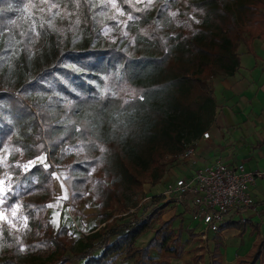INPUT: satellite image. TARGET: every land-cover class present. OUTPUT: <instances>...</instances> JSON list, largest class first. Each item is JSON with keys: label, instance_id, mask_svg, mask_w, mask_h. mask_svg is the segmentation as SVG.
Listing matches in <instances>:
<instances>
[{"label": "trees", "instance_id": "16d2710c", "mask_svg": "<svg viewBox=\"0 0 264 264\" xmlns=\"http://www.w3.org/2000/svg\"><path fill=\"white\" fill-rule=\"evenodd\" d=\"M110 1L0 0V152L20 150L0 165V176L13 178L5 205L20 199L26 218L20 235L1 223L0 264H110L122 253L133 264H173L171 257L154 260L151 251L183 252L175 218L159 219L147 245L135 244L163 206L141 222L109 220L126 186L143 190L145 183H160L164 159L182 153L209 124L208 80L239 68L244 25L254 23V37L264 38V0H114L115 8ZM170 108L181 113L179 136L162 135L175 115ZM70 147L77 150L71 156ZM43 154L48 167L35 162L23 168ZM69 156L65 201L73 213H81L78 203L89 196L94 167L110 178L92 189L103 225L73 243L69 227H55L48 216L53 166ZM263 251L260 239L237 264H256Z\"/></svg>", "mask_w": 264, "mask_h": 264}, {"label": "crops", "instance_id": "0c3cea01", "mask_svg": "<svg viewBox=\"0 0 264 264\" xmlns=\"http://www.w3.org/2000/svg\"><path fill=\"white\" fill-rule=\"evenodd\" d=\"M237 54L240 66L234 74L218 73L211 78L212 117L205 129L192 140L193 152L179 158L173 157V154L168 155L165 161L166 173L160 183L145 185L146 199L154 206L146 210L143 220L157 207L163 206L156 217L167 209L171 210L169 218L162 216L159 219L175 218L173 223L177 220L180 224L184 222L186 228L173 227L182 230V242L184 234L191 233L194 239H199L204 245V250L189 253L193 255L191 257L195 259V264H216L217 258L219 264H237L239 259L250 255L258 240H264V38L254 37L250 46L244 41L240 42ZM206 131L209 132L208 137L203 136ZM218 161L230 167L242 163L246 170L257 172L249 184L255 204L243 212H231L225 217L221 228L213 231L207 229L202 220L193 219L191 195L180 200L177 197H166L164 192L178 178L189 180L197 171L205 170ZM160 184L164 186L162 193H154L153 188ZM57 187L56 183L55 191ZM159 196L161 198L157 199ZM242 218L246 221L243 222ZM155 230L151 225L144 231L150 234L140 247L147 245ZM216 252L220 253L219 257ZM155 253L160 257L154 258ZM171 253L152 250L151 257L158 260L171 257ZM181 255H185L184 248ZM121 260L126 262L133 259L124 261L122 256ZM256 264H264V251Z\"/></svg>", "mask_w": 264, "mask_h": 264}, {"label": "rangeland", "instance_id": "374dc122", "mask_svg": "<svg viewBox=\"0 0 264 264\" xmlns=\"http://www.w3.org/2000/svg\"><path fill=\"white\" fill-rule=\"evenodd\" d=\"M152 2L154 0H136V2ZM111 4L115 3L114 0L110 1ZM260 12L264 13V7H261L259 9ZM171 23L173 25H177L181 22V19L178 18V14L176 11L171 12ZM175 13V15H173ZM253 17H257V15H254ZM252 17V18H253ZM119 24L122 26L123 29V21L118 18ZM110 33H112V29L108 30ZM255 33H258V26L254 23H251L249 25H244L243 28L240 30V34L237 41V49L240 42L244 41L247 45L250 44L251 40L254 38ZM216 75V74H215ZM214 75V76H215ZM213 77V76H212ZM211 77V78H212ZM211 78H209L208 82L211 83ZM170 111L172 114H175L172 121L170 123H166V130L163 131L162 135H178L179 136V130L181 129L182 124V117L181 113L174 112V109L170 108ZM185 137L182 136L181 142H185ZM146 141H150V139H146ZM76 148L70 147L68 148V153L71 156L72 154L76 153ZM15 152H13L10 148H5L0 152V165L6 166L8 161L14 157ZM69 156V159L66 161L64 165H55L53 166L54 171V177H55V184L57 183V189L55 191V198L50 201L49 205V211L48 216L50 221L55 227H58L60 225H66L69 227V237L71 242H75L79 237L86 236L91 231L100 228L103 224L101 223V209H100V203L97 199H95L94 194L92 193V189L96 185V182L100 179L103 183L109 184L110 178L104 177L103 173L100 171L98 167H94L91 172L90 176L93 179V183L89 184L87 186V193H89V196L83 199L81 202L78 203V208L80 209L79 215L76 213H73L71 209V205L66 203V199L70 197V191L68 186L65 183L66 177L69 175V170L65 166L68 164L71 160V157ZM6 157V160H5ZM168 157V156H167ZM167 157L164 159V163L166 164ZM41 158H43V162H41ZM33 162V161H31ZM34 162H41L46 167L49 166V162L47 161V157L45 154L39 156ZM27 163H24L25 165ZM29 165L33 163H28ZM0 181L3 183L0 184V188H4L6 190V200L7 201L9 195L8 192L11 190V185L13 183L12 175L4 172L0 176ZM150 183H145L142 189H132L128 188V186L125 187V193H124V199L120 203H115V208L113 209V216L110 218L109 221H111L114 217V222L116 224H123L125 222H132L135 223L137 221H143L144 214L147 209H152L154 204L150 202L149 199H146L147 193L145 189V185ZM10 188V190H9ZM164 189L163 184H160L153 188L154 193H162ZM5 193H0V197L4 196ZM170 206V204L168 205ZM171 207V206H170ZM108 208V207H107ZM22 203L21 200L18 199L15 202L10 203L8 206L5 205V203L0 204V226L3 221L7 222L11 225V227L14 230V233L17 235H20L23 232V229L26 226V218L23 215L22 211ZM13 210H15V215H13ZM108 212L112 211L111 208H108ZM172 212L171 210H165L162 213H160L155 220L152 222V226L154 228H157L158 226V220L162 216H165V218H169L171 216ZM189 217V215H187ZM185 227V223L182 222L179 223V220L173 223L174 228L178 227ZM186 228V227H185ZM150 233L144 232L141 234L138 239L136 240V245L143 246V243L147 239ZM118 235H113L110 239V243L117 237ZM0 238H1V227H0ZM184 251L185 255L177 257L173 253L170 254L171 257H173L174 264H195L193 262L195 259L191 256L192 254H189L191 252H198L199 250H204L203 243H200L199 239H194L193 234L190 233L184 234ZM1 242V240H0ZM101 251H96L94 254L97 255ZM124 254H116L111 257V264H133V260H129L126 262H122L121 258ZM160 255L154 254V258H159ZM77 264V262H75Z\"/></svg>", "mask_w": 264, "mask_h": 264}, {"label": "built area", "instance_id": "2783aa9c", "mask_svg": "<svg viewBox=\"0 0 264 264\" xmlns=\"http://www.w3.org/2000/svg\"><path fill=\"white\" fill-rule=\"evenodd\" d=\"M203 136L208 137L209 132H204ZM192 152V146H188L173 157H187ZM256 175L257 172L246 170L242 163L230 167L218 161L205 170L197 171L189 180L178 178L169 185L164 195L180 200L191 195L193 219L202 220L207 229L218 231L228 214L233 211L240 213L254 206L255 199L249 191V184ZM242 221L246 219L242 218Z\"/></svg>", "mask_w": 264, "mask_h": 264}, {"label": "snow or ice", "instance_id": "6c2138e0", "mask_svg": "<svg viewBox=\"0 0 264 264\" xmlns=\"http://www.w3.org/2000/svg\"><path fill=\"white\" fill-rule=\"evenodd\" d=\"M53 7H55V5H53ZM112 7L115 8V7H116V4L113 3V4H112ZM121 15H123V13H121ZM173 15H175V13H173ZM128 18H129V19H132L131 16H129ZM41 26H43V25H41ZM12 151H13V152H18V151H20V150H19V149H12ZM101 151H104V149L101 148ZM5 160H6V157H5ZM41 162H43V158H41ZM30 163H35V162L33 161V162H30ZM29 166H30L29 164H25V165H23V168H24L25 170H27V169L29 168ZM2 183H3V182L0 181V184H2ZM9 190H10V188H9ZM0 193H5L4 196L0 197V204H3V203H5V200H6V190H5L4 188H0ZM49 206L51 207V205H49ZM12 214L15 215V210H13V213H12ZM20 250L23 251L24 249L21 248Z\"/></svg>", "mask_w": 264, "mask_h": 264}]
</instances>
